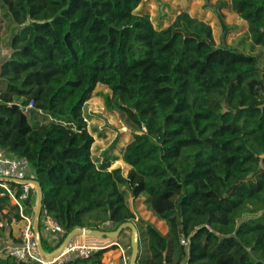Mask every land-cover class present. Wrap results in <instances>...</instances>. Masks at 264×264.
<instances>
[{"label":"trees","instance_id":"obj_1","mask_svg":"<svg viewBox=\"0 0 264 264\" xmlns=\"http://www.w3.org/2000/svg\"><path fill=\"white\" fill-rule=\"evenodd\" d=\"M141 1L0 0L9 30L0 147L28 159L42 209L64 229L48 242L40 220L43 248L53 250L77 226L112 230L133 221L137 264H264V51L216 45L211 26L187 11L156 29L136 12ZM230 6L247 22L251 46L264 49V0ZM97 84L110 90L106 109L132 129L121 149L126 175L110 168L118 156L107 150L100 160L91 150L82 108ZM2 192L0 245L21 221ZM143 193L165 233L130 208L127 197ZM107 249L63 264H107Z\"/></svg>","mask_w":264,"mask_h":264},{"label":"rangeland","instance_id":"obj_2","mask_svg":"<svg viewBox=\"0 0 264 264\" xmlns=\"http://www.w3.org/2000/svg\"><path fill=\"white\" fill-rule=\"evenodd\" d=\"M181 11H187L191 16L207 22L212 28V35L216 45L224 42L226 44L238 46L247 51V53L254 54H262L264 51L261 46H251L247 22L231 10L230 0H142L136 8V12L147 13L149 15L156 29L164 28L169 25L174 17ZM6 24V20L0 11L1 50H3L4 43L9 37V30ZM105 94H110V90L104 85L97 84L82 108V115L86 120L87 129L94 137L91 150L94 157H98L100 160L105 157L104 152L107 150L109 153L118 156L119 159L113 162L110 168L119 166L122 168L123 174L126 175L130 166L121 159V149L131 140L132 129L128 126L121 113L110 112L106 109L104 102ZM145 197V193L135 201L127 197L130 208L138 217L153 222L160 230H167L165 222L157 218L143 202V198ZM32 212L33 207L31 214ZM96 213V210L88 212L84 215V219L92 220V217ZM10 229L14 234L13 236L20 239L21 230L23 229L22 222L12 223ZM101 229L108 230L110 226L108 224H102ZM7 238L6 236L5 240ZM111 240H117L125 255L129 258L130 230L127 228L122 230L118 238H113ZM140 241L141 250L144 252L145 241L143 236H140ZM4 243L5 241L0 245V248ZM116 250V252H121L119 247H117Z\"/></svg>","mask_w":264,"mask_h":264},{"label":"built area","instance_id":"obj_3","mask_svg":"<svg viewBox=\"0 0 264 264\" xmlns=\"http://www.w3.org/2000/svg\"><path fill=\"white\" fill-rule=\"evenodd\" d=\"M30 102L26 108L32 107ZM25 180L26 182H20ZM36 174L26 157H21L10 153L6 148L0 147V188L3 189L1 195H7L21 218L23 229L21 230L20 242L5 243L0 248V258L11 257L16 261L29 264H63L76 257H85L90 252L100 248L116 246L121 249V259L123 264H128V257L125 255L121 245L117 240L99 247L86 244H74L70 241L64 250L57 256L46 259L38 250L37 242L33 230V212L26 210L25 202L30 193L36 194V186L33 181ZM5 212V211H3ZM41 233L48 242H53L63 234L64 229L58 224L46 210L41 209ZM3 223L0 221V226ZM113 239V238H110Z\"/></svg>","mask_w":264,"mask_h":264},{"label":"water","instance_id":"obj_4","mask_svg":"<svg viewBox=\"0 0 264 264\" xmlns=\"http://www.w3.org/2000/svg\"><path fill=\"white\" fill-rule=\"evenodd\" d=\"M1 61L2 60H0V62ZM20 182L24 183L26 181L21 180ZM33 183L36 186V194L32 197V204L34 205L33 230L38 250L42 256H44L46 259H50L54 256L59 255L67 246V244L72 241L73 237L79 234H86L94 237L118 238L122 230L127 228L130 230V255L128 258V264H137V258L139 254V232L133 221L121 223L115 229L112 230L77 226L67 232L60 244L56 246L53 250H45L42 245L41 233L39 228L40 213L42 209V189L40 183L37 180H34Z\"/></svg>","mask_w":264,"mask_h":264},{"label":"crops","instance_id":"obj_5","mask_svg":"<svg viewBox=\"0 0 264 264\" xmlns=\"http://www.w3.org/2000/svg\"><path fill=\"white\" fill-rule=\"evenodd\" d=\"M5 56H6V53L3 50L0 49V60H2L3 58H5ZM137 217L138 216L136 214V218ZM20 222H22V221H20ZM105 224H108V223H105ZM163 228H164V226H163ZM166 231L167 230L161 229V232H163V233H165ZM13 235L14 234L12 233V235L5 240V243H11V242L12 243H16V241H18V240ZM111 241L112 240L110 238H108V237H93V236L86 235V234L76 235L72 239V242L74 244H86V245H93V246H99V247H102V246L106 245L107 243H110ZM105 248H108L104 252L103 258H102V260L105 263H107V264H123L122 259L120 258V253L121 252L120 253L119 252H116L117 251L116 250L117 247L114 248V249L111 248V247H105Z\"/></svg>","mask_w":264,"mask_h":264}]
</instances>
